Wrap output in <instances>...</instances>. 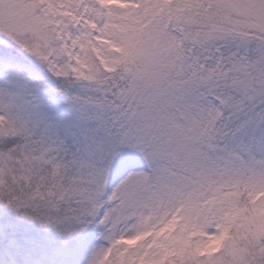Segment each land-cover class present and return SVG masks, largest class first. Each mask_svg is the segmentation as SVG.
I'll return each mask as SVG.
<instances>
[{
	"label": "snow or ice",
	"instance_id": "6c2138e0",
	"mask_svg": "<svg viewBox=\"0 0 264 264\" xmlns=\"http://www.w3.org/2000/svg\"><path fill=\"white\" fill-rule=\"evenodd\" d=\"M0 264H264V0H0Z\"/></svg>",
	"mask_w": 264,
	"mask_h": 264
}]
</instances>
